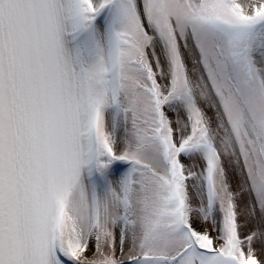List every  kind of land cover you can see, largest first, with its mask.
<instances>
[{
	"label": "snow or ice",
	"instance_id": "snow-or-ice-1",
	"mask_svg": "<svg viewBox=\"0 0 264 264\" xmlns=\"http://www.w3.org/2000/svg\"><path fill=\"white\" fill-rule=\"evenodd\" d=\"M0 264H264V0H0Z\"/></svg>",
	"mask_w": 264,
	"mask_h": 264
}]
</instances>
